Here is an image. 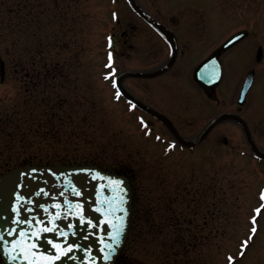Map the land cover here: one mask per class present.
Masks as SVG:
<instances>
[{
	"label": "rangeland",
	"instance_id": "1",
	"mask_svg": "<svg viewBox=\"0 0 264 264\" xmlns=\"http://www.w3.org/2000/svg\"><path fill=\"white\" fill-rule=\"evenodd\" d=\"M13 1L19 13L14 32L0 26V174L25 164L83 161L127 171L135 216L126 264H264V160L250 152L238 125L225 120L200 143L181 146L116 97L108 51L117 18L131 29L132 42L118 55L117 68L141 70L162 59L155 54L163 41L126 1ZM137 1L190 43V107L180 129L190 140L228 104L220 87V101L205 97L191 78L194 67L238 29L249 33L242 43L264 45V0ZM134 78L125 83L141 95L143 80ZM172 78L167 89L180 79ZM251 102L244 112L264 149L261 80Z\"/></svg>",
	"mask_w": 264,
	"mask_h": 264
},
{
	"label": "water",
	"instance_id": "2",
	"mask_svg": "<svg viewBox=\"0 0 264 264\" xmlns=\"http://www.w3.org/2000/svg\"><path fill=\"white\" fill-rule=\"evenodd\" d=\"M168 43H176L174 32L150 16L136 0H127ZM240 31L224 43L244 37ZM221 45L194 70V79L205 87L219 80ZM151 72L126 70L118 76L121 92L137 106L162 120L185 146L201 142L224 119H235L243 127L251 151L264 159L246 121L235 113L213 117L194 138H183L168 117L131 95L122 85L125 76H153ZM0 69L3 72V62ZM210 75V77H209ZM210 79V81H208ZM132 212V190L128 176L95 163L25 164L0 175V257L3 264H115L128 237Z\"/></svg>",
	"mask_w": 264,
	"mask_h": 264
},
{
	"label": "flooded vegetation",
	"instance_id": "3",
	"mask_svg": "<svg viewBox=\"0 0 264 264\" xmlns=\"http://www.w3.org/2000/svg\"><path fill=\"white\" fill-rule=\"evenodd\" d=\"M144 9L150 15H152L157 20H159L161 23L170 27L175 32L177 40L176 43H172V44L167 43L144 18L133 12L163 41V43L162 42L156 43L162 49V52L160 51V54H155V55H161L162 57L159 64L154 67H143V69L139 71L151 72L160 69L161 67H163L168 63L172 50L174 52V59L172 64L164 71L153 76L139 77L140 79L143 80L142 84H144V87L142 85L141 88L142 90L141 95H138L132 89L128 88L127 84L125 83L126 80L129 78L135 79L134 76H127L123 78L122 81L125 87L127 88V90L130 93H132L134 96L138 97L146 105L154 108L155 110L165 113L181 133L180 129L183 126L182 123L184 122L183 114H185L186 109L190 107V43H181L180 35L176 31L173 25L165 22L162 18L158 17V15H154L146 8ZM120 21H121L120 18L116 19V24L113 26V30L111 31L110 40H109V55L111 60V66L113 67L114 70L113 80L115 79V77L118 75L119 72L123 70H128L127 68L124 67L117 68L116 60L118 58V55L122 53L123 49L127 48V46L128 47L131 46L130 43H132L127 38V35L131 31V29L127 28L126 24L124 23L120 24ZM129 26L133 28V24H129ZM248 34L249 33H247V35L244 38L240 39L235 43H229L219 52L218 58L220 62L221 74L218 84H216L213 87H204L199 83L195 82L193 79L194 69L191 73V78L193 79V82L200 87V89L203 91V94L208 100H215L216 102L220 101L217 98V87H220L219 95L221 97V100L223 98V101L228 103L227 106L224 107L226 109H221L220 111H229L240 114L246 120L250 128V131L252 133V136L256 141L255 129L253 126L254 120L251 119V116H249L248 113L246 114L244 112V109L252 105L251 104L252 94L257 85V81L261 80L264 88V77L260 78L261 77L260 74L264 73V45L261 43H252V42L242 43L243 40L248 36ZM222 44L225 43H218V45L210 47L208 52L203 58H208L209 56H211L215 52V50ZM172 77L175 78L180 77V79L176 81L177 82L176 87L167 89V86L172 83L171 82L173 80ZM149 80H154V81L148 82ZM248 81L249 84L246 87L245 91L243 92V96H241L242 90L244 89V86ZM120 98L123 99L124 101H127L121 95L118 96V99ZM240 98H241V102H240ZM141 111L143 112L142 118L146 117L149 120L148 122L147 119H144L147 125L150 124L153 127L154 126L153 123L157 122L161 124L163 127H165L169 132L168 128L162 121L158 120L157 118H155L150 113L144 110ZM149 117H152L154 120L150 121ZM231 121L236 123L240 128V130L242 131V133L244 134L243 128L240 125V123L237 122L236 120H231ZM184 125L189 126L190 121L186 122V124ZM224 141L227 142L226 139ZM0 264H2L1 259H0ZM116 264H126V259H124V255H121L118 258Z\"/></svg>",
	"mask_w": 264,
	"mask_h": 264
},
{
	"label": "trees",
	"instance_id": "4",
	"mask_svg": "<svg viewBox=\"0 0 264 264\" xmlns=\"http://www.w3.org/2000/svg\"><path fill=\"white\" fill-rule=\"evenodd\" d=\"M2 12H0V15H1V19H0V26L2 28H7V31L9 34H12L14 32V27H15V23H14V20L15 19V15H19L18 13V8H17V5L18 3L17 2H14L13 0H2ZM24 2V5H23V8L25 9L23 11V13L21 14L20 13V17H24V23L22 24V28H23V32H25V35H27V23H28V15L27 16H24L26 15V8H27V1H23ZM37 20H40L39 18ZM129 174V173H128ZM130 175V174H129ZM133 215L135 216V209H134V212H133ZM179 239H183V238H179Z\"/></svg>",
	"mask_w": 264,
	"mask_h": 264
},
{
	"label": "snow or ice",
	"instance_id": "5",
	"mask_svg": "<svg viewBox=\"0 0 264 264\" xmlns=\"http://www.w3.org/2000/svg\"><path fill=\"white\" fill-rule=\"evenodd\" d=\"M262 199H264V195H262ZM253 232H255L256 231V229L255 228H253V230H252ZM249 239L251 240L252 238L251 237H249ZM231 257L229 258V260L231 261Z\"/></svg>",
	"mask_w": 264,
	"mask_h": 264
}]
</instances>
